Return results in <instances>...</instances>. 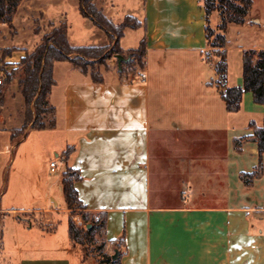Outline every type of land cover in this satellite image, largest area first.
Here are the masks:
<instances>
[{
  "label": "crops",
  "instance_id": "crops-1",
  "mask_svg": "<svg viewBox=\"0 0 264 264\" xmlns=\"http://www.w3.org/2000/svg\"><path fill=\"white\" fill-rule=\"evenodd\" d=\"M44 1L52 13L47 15L41 7L37 10L41 20L50 27L65 22L60 16L62 0H22L12 27L27 21L33 34L29 11L33 3ZM71 1L68 6L79 13L75 20L83 31L94 29L91 36L102 40L84 47L107 45L106 34L80 13L78 0ZM251 1L245 22L226 28L235 25L255 33L248 43L234 45L225 36L227 87L242 86L243 51L264 49V0ZM94 3L114 24L126 16L143 23L137 29L126 28L119 47L125 54L145 38V54L142 67L125 77L109 61L99 83L70 62L54 64L48 106L54 109L55 125L48 130L51 150L65 167L61 182L67 170L78 173L80 179L73 183L77 198L86 213L105 214L102 236L111 252L115 247L110 243L117 245L120 264H264V153L262 174L249 185L240 179L259 162L251 124L262 125L263 108L244 92L240 109L227 112L216 83L219 58L206 47L200 1ZM7 29L0 23V58L3 49L13 48L3 59L15 69L28 50L9 44ZM128 31L140 33L136 47H123ZM67 40L83 47L71 44L69 29ZM234 58L239 72L232 74L229 60ZM6 90L11 95L19 90L16 78ZM68 148L72 151L64 160ZM4 152L13 150L8 147ZM3 195L0 221L7 216L10 223L3 227L2 239L6 235L8 240L2 247L10 245L14 264H70L71 248L80 246L69 239L68 221L67 230L56 237L50 219L55 209L69 215L65 198L62 208H53L40 205L36 198L13 206L3 202ZM35 214L42 229L53 231L47 234L48 241L31 240L33 225L27 219ZM23 221L27 226H21ZM41 236L35 234L37 240Z\"/></svg>",
  "mask_w": 264,
  "mask_h": 264
},
{
  "label": "trees",
  "instance_id": "trees-1",
  "mask_svg": "<svg viewBox=\"0 0 264 264\" xmlns=\"http://www.w3.org/2000/svg\"><path fill=\"white\" fill-rule=\"evenodd\" d=\"M22 0H0V23L7 24L12 28V20L16 13L17 7ZM205 18V41L208 49L216 51L218 61L215 64V72L218 76L217 85L220 89V95L225 102L226 110L229 113L237 112L240 109L241 98L244 92L252 95L254 103L261 105L263 108L262 125L257 127L251 124L253 128L252 140L257 145L259 154L258 165L250 173H241L240 179L245 185H249L255 178L262 174L261 157L264 153V49L245 50L242 53V86L227 87V63H226V38L225 32L229 24H242L247 19L251 6V0H199ZM78 9L80 13L91 20L93 25L101 29L107 36L108 44L97 47H74L67 40V24L65 22L58 25H52L51 30L45 33L40 41L31 51H27L20 59L17 67L12 70L6 78L17 79L19 91L22 95L23 102L27 108L28 118L32 121L30 129L43 130L53 128L55 125L54 109L48 106V97L51 88L54 85L53 66L56 62L67 61L79 68L83 74H88L92 81L99 83L102 81L101 74L91 67L88 71L89 64L85 59L94 61L103 56L108 59L115 55L130 56L127 63H122L121 74L127 73V67L137 62L142 67V59L145 54V38L141 39L136 49L129 50L125 54L119 47V40L123 36L126 28L137 29L143 23L132 16H126L120 24H114L103 14L94 0H78ZM215 15L216 25L210 26L211 17ZM13 48H5L1 51L2 58L9 56ZM126 55V56H125ZM19 74V75H18ZM18 75V76H17ZM1 94V93H0ZM33 107L34 115L29 111ZM51 112L52 119L46 125L43 122V115ZM26 130L25 124L20 128L13 130L11 133L12 142L17 141L18 137H23ZM241 139L235 143L240 144ZM72 149L68 148L62 154L64 160H67ZM80 176L74 170H67L62 179V190L65 203L68 209L72 205L78 204L81 209L85 207L77 198L76 190L73 183L78 181ZM88 215L90 217H88ZM82 214V218L87 226L86 235L93 236L98 232L103 233L106 216L105 214ZM93 216V217H92ZM90 218V219H89ZM68 235L72 245H77L79 231L71 220H68ZM115 250L118 249L115 243H110ZM118 251V250H117ZM119 252V251H118ZM112 254L105 256L107 264H120V252L118 257L113 260Z\"/></svg>",
  "mask_w": 264,
  "mask_h": 264
},
{
  "label": "rangeland",
  "instance_id": "rangeland-1",
  "mask_svg": "<svg viewBox=\"0 0 264 264\" xmlns=\"http://www.w3.org/2000/svg\"><path fill=\"white\" fill-rule=\"evenodd\" d=\"M63 8L60 10V16H63L65 23L70 32V42L75 46H85L90 43L97 45L101 43L99 38L91 36V30L85 32L81 23L75 20V15L78 16L79 13L75 11L72 12L71 6L68 5L72 2L71 0H62ZM69 4H68V3ZM44 5H37L36 2L31 5L29 13L33 16V34L28 28L27 21L18 22L15 28H8L6 32V37L9 44L17 47H26L28 51H31L36 44L40 43L43 35L51 30V27L44 20H41L37 12L38 9L44 7L47 11V15L52 13L48 1H44ZM99 3V1H98ZM56 12H53V15ZM80 16V15H79ZM82 18V17H81ZM58 25V24H55ZM216 25L215 15L211 17L210 26L214 28ZM95 27V26H94ZM96 29L103 32L101 29L95 27ZM237 26L231 25L225 32V36L230 45L248 43L255 33L250 30L240 31L236 29ZM68 31V30H67ZM103 34H105L103 32ZM138 37L140 33H134L133 31H128L122 40L123 47H136ZM103 40L104 37H102ZM12 40V42H10ZM211 54H216L213 49L208 50ZM126 56V55H125ZM89 64L88 71H91V67L96 69L100 74L102 69L108 67L109 61L112 63V68H116V59L114 56L105 59L103 56L98 59L91 61L85 59ZM10 63L4 61L0 58V75L3 76V72H6V77L12 72ZM139 68L137 62L127 67V73L124 75L128 76L134 70ZM9 71V73H7ZM229 71L230 73H236L237 69L235 58L234 61L229 60ZM2 72V73H1ZM19 75V74H18ZM17 75V76H18ZM5 77L3 84L0 86V115L3 116L4 122L0 123V198L3 195V202L8 201L10 205L19 206L21 204L28 205L33 199L41 200V204H48L55 208L54 203H56L57 208H62L64 206V196L62 190V183L60 177L65 169L62 165L60 156H56L55 152L51 150V131L49 128L43 130L30 129L32 121L28 118L27 108L24 105L22 95L20 91L10 94L7 92L6 88L9 83L15 78L8 79ZM18 85V84H17ZM13 92V91H12ZM7 95V97H6ZM6 99V101H5ZM29 111L34 115L33 107H29ZM52 119L51 112L45 113L43 115V122L48 125ZM25 124L26 130L23 137H18L17 141L12 142L11 133L13 130L20 129ZM11 148L13 150L12 154L10 152L5 153V148ZM32 159H29L30 157ZM11 162L12 165H11ZM54 162L57 165L56 171L51 172L49 163ZM8 164L7 167L5 165ZM61 164V165H60ZM39 176V177H38ZM40 178V179H39ZM34 183H38L39 186H35ZM48 191V198H46V193ZM51 196V197H50ZM52 199V201H50ZM50 214V219L53 222L55 229L57 230V236L62 232L67 230L68 218L73 222L77 230L79 231V236L77 239V244L80 246L71 248V253L69 254L70 264H107L105 262V256L112 254L110 247L107 245L103 239L102 233L98 232L93 236L86 235L87 226L82 218V214H88L85 210L81 209L78 204L72 205V209L67 208V214L58 211ZM88 217H90L88 215ZM93 217V216H92ZM95 218H99L98 215H94ZM90 219V218H89ZM28 222H32V241H48L51 237L47 234H51L53 231L48 229H42L39 225L41 220L38 215H34L33 218H28ZM10 223V219L7 216L2 218L0 221V264H14L13 250L10 245H7L3 250L2 243L5 242L7 236L4 235L2 239L3 227ZM21 226H27V222L23 221ZM43 234L42 236L40 235ZM35 234L38 237H35Z\"/></svg>",
  "mask_w": 264,
  "mask_h": 264
},
{
  "label": "water",
  "instance_id": "water-1",
  "mask_svg": "<svg viewBox=\"0 0 264 264\" xmlns=\"http://www.w3.org/2000/svg\"><path fill=\"white\" fill-rule=\"evenodd\" d=\"M114 58L116 59L117 68L119 71H121V65L122 63H127L130 61L131 57H124L123 55H115ZM54 206H57L56 203H54ZM119 252L117 250L114 251L112 254V259L115 260L118 257Z\"/></svg>",
  "mask_w": 264,
  "mask_h": 264
},
{
  "label": "built area",
  "instance_id": "built-area-1",
  "mask_svg": "<svg viewBox=\"0 0 264 264\" xmlns=\"http://www.w3.org/2000/svg\"><path fill=\"white\" fill-rule=\"evenodd\" d=\"M1 73H2V72H1ZM7 73H9V71H8ZM6 75H7V74H6L5 71L3 72V76L0 75V86L3 84ZM141 76H142L141 83L144 84V83H145L144 75H141ZM49 167H50L51 172H54V169H55V167H56V163H54V162H50V163H49Z\"/></svg>",
  "mask_w": 264,
  "mask_h": 264
}]
</instances>
